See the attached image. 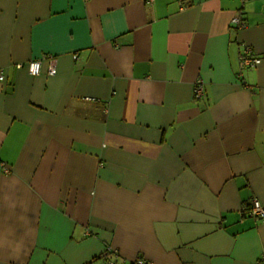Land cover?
<instances>
[{
    "label": "crops",
    "instance_id": "1",
    "mask_svg": "<svg viewBox=\"0 0 264 264\" xmlns=\"http://www.w3.org/2000/svg\"><path fill=\"white\" fill-rule=\"evenodd\" d=\"M254 200L264 0H0V264H264Z\"/></svg>",
    "mask_w": 264,
    "mask_h": 264
},
{
    "label": "built area",
    "instance_id": "2",
    "mask_svg": "<svg viewBox=\"0 0 264 264\" xmlns=\"http://www.w3.org/2000/svg\"><path fill=\"white\" fill-rule=\"evenodd\" d=\"M243 3L247 2L248 0H242ZM233 24L238 29H243L245 27V21L240 17H236L233 19ZM77 58V56H75ZM240 66L241 70L246 69H253L260 65L262 62V59L260 57H257L253 50L250 47H243L242 51L240 52L239 56ZM41 62L40 61H33L29 64V71L31 74L36 75L40 71ZM20 67V65H19ZM57 73L54 61L51 62L50 68H49V74L55 75ZM194 95L196 98H201L204 95V87L201 83V81H198L194 88ZM249 214L251 216H254L259 219H264V205L261 204L258 200H254L252 203V206L249 209ZM131 264H150L146 259L144 258H137L133 263Z\"/></svg>",
    "mask_w": 264,
    "mask_h": 264
}]
</instances>
